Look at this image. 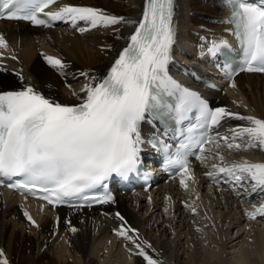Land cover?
<instances>
[{
  "label": "bare ground",
  "instance_id": "6f19581e",
  "mask_svg": "<svg viewBox=\"0 0 264 264\" xmlns=\"http://www.w3.org/2000/svg\"><path fill=\"white\" fill-rule=\"evenodd\" d=\"M144 1L67 0L60 3L58 9L64 5L94 7L108 15L137 22L143 13ZM228 14L227 0H177L174 24L178 52H182L178 66L187 70L207 68L208 56H212L208 50H203L213 42L229 39ZM72 25L71 22L55 29H32L23 22H0V34L8 42L7 49H0L3 52L0 91L31 86L57 102L78 103V97L83 96L81 88L91 77H96L94 83L101 79L125 47L136 23L90 28L80 21L75 29ZM80 28L88 30L81 32ZM201 53L204 58H200ZM45 55L61 59L65 65L63 70L50 66ZM13 56L16 59H12ZM197 61L202 65L195 66ZM215 96L219 107L240 116L264 119V74L241 73L225 93ZM225 121L233 133L249 126L248 121L234 117ZM240 140L236 143L247 144L246 138L243 142ZM211 147L212 161L206 156L203 162L198 159L188 176L202 207L195 211L209 223L205 228L210 235L208 242L215 243L221 251L212 252L203 246V242L208 243L204 238L201 240V232L205 230L191 219L187 202L182 198L185 194L179 188L181 178L161 184L149 193L121 195L115 202L97 210L49 208L0 189V250L4 252L0 259L6 258L8 264H146L138 254L143 249L157 264H264V215L257 214L255 219L247 215L264 205V192L253 191L250 180L237 183L228 177L234 186L232 189L228 186L217 188L203 180V173L213 164L243 160L264 163V148L230 150L225 142ZM217 152L225 157V162L219 160ZM25 211L35 224L25 217ZM122 225L124 229L136 230L128 232L135 243L117 234ZM234 229H238L236 235ZM246 237L253 241L245 240ZM241 239L245 241L239 245V251L229 252L227 255L231 257L226 258L223 248L230 243L239 244Z\"/></svg>",
  "mask_w": 264,
  "mask_h": 264
},
{
  "label": "snow or ice",
  "instance_id": "6c2138e0",
  "mask_svg": "<svg viewBox=\"0 0 264 264\" xmlns=\"http://www.w3.org/2000/svg\"><path fill=\"white\" fill-rule=\"evenodd\" d=\"M227 2L232 7L227 22L233 24L232 31L242 47L241 70L264 72V4L245 0ZM54 3L55 0H0V16L45 27L57 20L71 21L73 25L83 21L90 28L137 23L108 15L94 7L64 5L55 12H46L45 9ZM173 15L174 0H146L143 17L130 36V43L120 52L102 81L94 83L96 77H91L90 82L81 88L83 96L78 97V103L56 102L31 86L0 91V177L19 178L9 187L33 194L39 189L43 193L41 198L53 206L77 199L85 202L92 199L95 203L113 201L109 194L89 198L85 193L106 186V181L114 175L126 178L136 169L140 146L144 143L141 123L146 116L158 114V110L166 107V97L171 96H176L178 101L174 107L177 121L183 120L193 109L198 110L202 126H215L229 117L246 120L249 126L234 131L231 138H223L227 148H264V119L240 116L224 107L209 108L197 93L183 88L169 76L167 65L172 59L175 38ZM86 30L79 29L81 32ZM226 43L213 42L208 52L215 54ZM7 48L8 42L0 34V49ZM2 56L3 52H0ZM44 58L53 68L62 71L65 67L64 62L55 56L45 55ZM80 75L88 76L87 73ZM73 95L77 94L73 92ZM237 138H246L247 144L235 143ZM212 142L211 138L203 137L196 141L201 153L197 159L202 162L206 159L204 145ZM188 147L182 144L176 156L168 161L178 165L185 176L190 169L183 150ZM216 156L225 162L219 152ZM212 168L237 183L250 180L253 191L264 192V163L243 160L213 164ZM207 175L212 177L214 173L208 172ZM181 183L187 187L184 179ZM257 214L264 215V205L247 213L252 219ZM24 215L32 224L36 223L27 211ZM116 215L123 221L119 213ZM71 230L76 231L75 228ZM129 231L136 230L124 229L122 225L117 234L135 243L128 235ZM138 254L146 264H157L143 249ZM2 257L4 252L0 250ZM0 264H8L7 259H0Z\"/></svg>",
  "mask_w": 264,
  "mask_h": 264
},
{
  "label": "rangeland",
  "instance_id": "374dc122",
  "mask_svg": "<svg viewBox=\"0 0 264 264\" xmlns=\"http://www.w3.org/2000/svg\"><path fill=\"white\" fill-rule=\"evenodd\" d=\"M191 1H193V0H191ZM211 2H215L216 0H210ZM201 20H202V18H201ZM201 38V37H200ZM199 38V39H200ZM207 157V156H206ZM210 161H212L211 159H213V158H211V156H210V153H209V157H207ZM208 159H207V161H208ZM187 184V187H185L183 184H180L179 185V188H181L182 189V192L185 194V195H182V198H185V201L187 202V210H188V212L191 214V219H193L196 223H199V225L202 227V229H204L205 231H202L201 233L203 234V237L201 238V240L203 239V240H207V242H208V239L210 238V235H209V231L208 230H206L205 228H206V226L208 227V225H209V223L208 222H205V221H203V219H201L202 218V216H201V214L200 213H198V212H196L199 208L201 209L202 207H201V205L200 204H198V202H197V198H198V196H197V194L195 193V190H193V188L191 187V185L192 184H189V183H186ZM184 188H183V187ZM206 190H208V189H205V191ZM209 191V190H208ZM194 193H195V195H194ZM195 197H197V198H195ZM205 198V197H204ZM191 199V200H190ZM193 209L194 210H196V211H193ZM192 212V213H191ZM193 212H195V214L193 213ZM200 215V216H199ZM198 216V217H197ZM195 218V219H194ZM246 229H245V231L246 232H249L248 231V229H247V227H245ZM208 229V228H207ZM244 229V228H243ZM237 230L238 229H234L233 230V233H234V235H236V233H237ZM248 234V233H247ZM205 236V237H204ZM205 238H207V239H205ZM243 238H244V236H243ZM242 238V239H243ZM242 239H241V242L239 243V244H232V243H230L229 245H226V247H224L223 248V250H224V252L226 253V258H228V257H231V256H228L227 254L229 253V252H233L235 249V251H239V249H240V244H242L243 243V241H245V240H249V241H253V239L250 237V238H245V240H243L242 241ZM202 240V241H203ZM204 243V244H203ZM201 242V245L203 244V246L204 247H206V249L207 250H209V251H212V252H216V251H221V248L220 247H216L217 245L215 244V243H212V244H210V242H208V243H205V242ZM236 243V242H235ZM207 244V245H206ZM236 245V246H235ZM237 251V252H238Z\"/></svg>",
  "mask_w": 264,
  "mask_h": 264
}]
</instances>
